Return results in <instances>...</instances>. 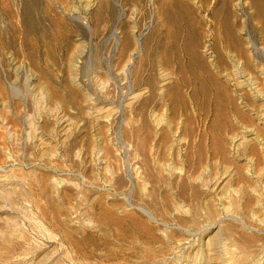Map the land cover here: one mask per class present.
<instances>
[{"label": "rangeland", "instance_id": "rangeland-1", "mask_svg": "<svg viewBox=\"0 0 264 264\" xmlns=\"http://www.w3.org/2000/svg\"><path fill=\"white\" fill-rule=\"evenodd\" d=\"M259 49L264 0H0V139L10 137L0 184L25 179L30 168L60 182L45 196L18 182L29 200H0V264H151L145 248L169 264L161 243L141 245L165 227L136 207L174 235L173 203L201 219L206 196L236 189L250 212L257 200L244 194L264 191V116L254 115L264 112ZM239 77L257 80L263 95ZM152 112L169 123L150 124ZM173 136L183 144L178 158L177 150L168 156ZM150 146L183 169L181 178L156 174L150 184ZM143 160L146 195L122 186L97 203L95 190L79 186L83 175L87 185L110 187V174L119 168L126 180ZM125 198L132 206L124 211Z\"/></svg>", "mask_w": 264, "mask_h": 264}, {"label": "bare ground", "instance_id": "bare-ground-1", "mask_svg": "<svg viewBox=\"0 0 264 264\" xmlns=\"http://www.w3.org/2000/svg\"><path fill=\"white\" fill-rule=\"evenodd\" d=\"M75 18L78 19L79 17L75 16ZM258 51L264 56V50L259 49ZM124 74L125 78H128V82L130 83L131 68L127 67ZM238 80L237 84L242 88L255 89L258 95L261 94L262 89L260 88V83L257 80H254L253 83L244 77H239ZM262 85H264V83ZM129 90L130 86L128 88V91ZM254 98L258 97L254 95ZM260 113L255 112L254 115L260 119L264 116V112ZM167 123L169 122L164 118V116L157 115L154 112L150 114V124H153L155 127L160 128L163 125H167ZM130 133H132V135H129V138L127 139V148L133 149V144L136 141V135L134 130H131ZM173 137L174 138L168 149V156H173L174 152L177 150L178 158L179 148L183 144L176 136ZM9 140L10 137L0 139L1 153L4 154ZM239 141L240 145L243 144V139L240 138L238 141H234L236 147L239 145ZM159 153L161 152H159L158 147L150 146V184L154 182V178H152V176L156 174L160 176L163 173H167L169 176H173L176 180L181 178L183 169L175 164H165L162 162ZM76 158H80V156L76 155ZM78 161L83 164L85 163L82 160ZM143 162L145 164L140 162L133 163L129 166V168H127L126 175H123L126 180H121V178L117 175L118 171H121L119 168L115 171L114 175L110 174L109 181H107L110 187L102 188L96 185H87L83 175H80L81 181L79 186H86L87 189L95 190V194L98 195L95 197V201L97 203H100L103 195L109 196L111 194L110 192L117 191L121 189L122 186L127 187V192H131L132 195L137 190L143 192L142 195H146L147 191H145V178L147 164L146 160H143ZM144 167L146 168L144 169ZM28 170L29 171L25 174L27 179L20 178L17 180L14 175L6 176V181L2 179L4 182L0 184L1 201L10 200V202L13 203V200L11 199L16 194H18V198H14V201H28L30 198L28 192L24 190L25 188L21 187L19 183L26 184L29 187L37 186L40 190L39 194L44 196L49 187H56L57 184H60V182L55 179H49L50 182L48 183L44 175L40 174L41 176L38 177L33 169L30 168ZM131 172L133 174V178L130 174ZM142 173H144L143 176ZM33 177H35V181H31ZM227 180H225V184H228ZM16 187L19 189L18 192H16ZM104 191H108V193H104ZM211 195L212 194L209 196ZM216 196L217 198L214 197V199H209L208 196L205 197V202H202L201 205V208L205 211V217H202L201 219L200 216H196V212L194 210H191L189 206L184 203H173L174 213L172 214V219L179 224L174 227L178 230L175 232V235L167 232L166 229L170 226L166 225L164 222L158 221L152 212L136 207L143 214H145L151 222L165 227V230L160 228L163 232L162 236L157 238L155 236L150 237V241L143 242L141 245L144 247H151V244L155 242L161 243L164 246L166 253L170 254L169 264H264V242L260 240L261 238L259 239L257 235H255L256 232L261 235V237L264 236V191H257L253 189L247 194H244L248 200L251 198L257 200L252 210H249L250 212H242V209L247 207V201H243V193H241L240 190L229 189L228 191H225L223 195L216 194ZM125 199L126 203L124 211L127 207L132 206L131 200L129 198ZM33 203L36 204V202ZM49 205L53 213L58 216L60 212L59 209L52 205L50 201ZM69 209H67L64 214L66 215L64 222L68 221V215L71 214ZM87 213L91 214L90 212ZM46 216L47 214L43 213V217L46 218ZM91 220H93V218H91ZM245 220H251L249 222H251L255 227L247 225ZM62 236H64L66 241L74 247L78 249L81 248L80 242L72 241L67 238L64 232H62ZM119 236L120 239H122L120 234H118L117 238ZM194 239L197 241L196 245L193 243ZM5 243H10L9 237H6ZM4 250L7 258L14 253L8 247H4ZM143 254H146L148 259L150 257L151 264H156L158 262L157 256L161 255L156 254L151 248L150 251L145 248ZM56 261L57 260H55L53 264H55Z\"/></svg>", "mask_w": 264, "mask_h": 264}]
</instances>
